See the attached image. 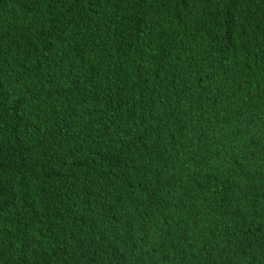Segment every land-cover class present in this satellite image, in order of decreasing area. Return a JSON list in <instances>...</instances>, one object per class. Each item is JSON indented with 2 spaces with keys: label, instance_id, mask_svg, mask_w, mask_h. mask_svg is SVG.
I'll return each instance as SVG.
<instances>
[{
  "label": "trees",
  "instance_id": "obj_1",
  "mask_svg": "<svg viewBox=\"0 0 264 264\" xmlns=\"http://www.w3.org/2000/svg\"><path fill=\"white\" fill-rule=\"evenodd\" d=\"M0 264H264V0H0Z\"/></svg>",
  "mask_w": 264,
  "mask_h": 264
}]
</instances>
